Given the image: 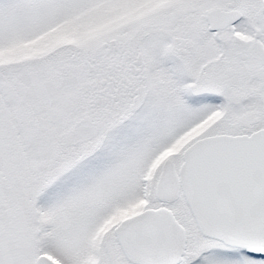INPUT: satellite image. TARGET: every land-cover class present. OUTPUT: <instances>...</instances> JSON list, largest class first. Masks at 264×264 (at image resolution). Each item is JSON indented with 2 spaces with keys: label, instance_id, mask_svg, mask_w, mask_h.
Instances as JSON below:
<instances>
[{
  "label": "snow or ice",
  "instance_id": "6c2138e0",
  "mask_svg": "<svg viewBox=\"0 0 264 264\" xmlns=\"http://www.w3.org/2000/svg\"><path fill=\"white\" fill-rule=\"evenodd\" d=\"M0 264H264V0H0Z\"/></svg>",
  "mask_w": 264,
  "mask_h": 264
}]
</instances>
